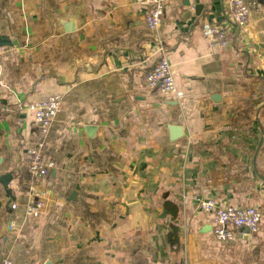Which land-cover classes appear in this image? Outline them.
Wrapping results in <instances>:
<instances>
[{
    "label": "crops",
    "instance_id": "obj_1",
    "mask_svg": "<svg viewBox=\"0 0 264 264\" xmlns=\"http://www.w3.org/2000/svg\"><path fill=\"white\" fill-rule=\"evenodd\" d=\"M231 1L168 0L154 36L142 0H0V258L264 264V0L240 29ZM161 48L177 95L146 84ZM55 94L41 136L27 104ZM39 143L44 177L24 159ZM201 197L255 207L257 230L216 239Z\"/></svg>",
    "mask_w": 264,
    "mask_h": 264
},
{
    "label": "built area",
    "instance_id": "obj_2",
    "mask_svg": "<svg viewBox=\"0 0 264 264\" xmlns=\"http://www.w3.org/2000/svg\"><path fill=\"white\" fill-rule=\"evenodd\" d=\"M168 0H142L146 6L145 25L148 31L157 36L158 28L161 24L164 5ZM257 4L256 0L245 2L243 0H232L230 7V16L232 23L239 29L245 24L252 6ZM205 33L209 41L213 45L225 46L228 43V32L221 25L210 24L205 27ZM2 54V46H0V57ZM145 81L148 86L159 87L162 91L178 94L171 67L167 61L166 55L162 48L158 61L146 73ZM60 94L49 96L39 102L28 103L27 107L34 114L38 133L43 136L47 133L55 115L59 111ZM1 111V108H0ZM39 147H30L25 150L24 159L28 170L35 177H44L50 169L53 168L52 161H46L42 158ZM12 203L11 207L15 208ZM198 207L202 211L209 212L212 217L213 234L216 239L230 240L232 228H246L248 231L257 230L260 212L252 206H235V205H219L214 199L201 197L198 199ZM42 208V202L36 200L29 203L25 207L26 215L37 216ZM0 264H12L9 259L0 258ZM173 264H189L187 261L177 262Z\"/></svg>",
    "mask_w": 264,
    "mask_h": 264
},
{
    "label": "trees",
    "instance_id": "obj_3",
    "mask_svg": "<svg viewBox=\"0 0 264 264\" xmlns=\"http://www.w3.org/2000/svg\"><path fill=\"white\" fill-rule=\"evenodd\" d=\"M168 241L170 244H174L178 241V227L176 225L171 226L168 233Z\"/></svg>",
    "mask_w": 264,
    "mask_h": 264
},
{
    "label": "water",
    "instance_id": "obj_4",
    "mask_svg": "<svg viewBox=\"0 0 264 264\" xmlns=\"http://www.w3.org/2000/svg\"><path fill=\"white\" fill-rule=\"evenodd\" d=\"M0 46H2V45L0 44ZM9 179H10V174L9 173H7V174H5V175H3L1 177V182L3 183V185L5 187H6L7 182L9 181ZM7 193L10 194V191L8 189H7Z\"/></svg>",
    "mask_w": 264,
    "mask_h": 264
}]
</instances>
